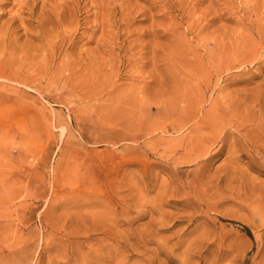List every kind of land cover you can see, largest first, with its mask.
I'll return each instance as SVG.
<instances>
[{
  "label": "rangeland",
  "instance_id": "374dc122",
  "mask_svg": "<svg viewBox=\"0 0 264 264\" xmlns=\"http://www.w3.org/2000/svg\"><path fill=\"white\" fill-rule=\"evenodd\" d=\"M184 263L264 264V0H0V264Z\"/></svg>",
  "mask_w": 264,
  "mask_h": 264
},
{
  "label": "bare ground",
  "instance_id": "6f19581e",
  "mask_svg": "<svg viewBox=\"0 0 264 264\" xmlns=\"http://www.w3.org/2000/svg\"><path fill=\"white\" fill-rule=\"evenodd\" d=\"M203 149H204V148H203ZM201 152H202V151H201ZM200 155H201V154H200ZM154 208H155V207H154ZM104 221H105V220H104ZM109 231H110V230H109ZM111 234H112V233H111ZM106 235H107V233H106ZM235 251H237V249H235ZM235 251H234V252H235ZM232 254H233V253H232ZM232 254H231V255H232ZM229 255H230V254H229ZM232 256H233V255H232ZM224 257H225V256H224ZM205 259H206V258H205ZM224 259H225V258H224ZM184 264H188V263H184Z\"/></svg>",
  "mask_w": 264,
  "mask_h": 264
}]
</instances>
